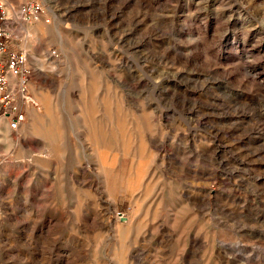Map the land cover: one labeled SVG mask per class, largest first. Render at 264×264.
Masks as SVG:
<instances>
[{
	"label": "rangeland",
	"instance_id": "374dc122",
	"mask_svg": "<svg viewBox=\"0 0 264 264\" xmlns=\"http://www.w3.org/2000/svg\"><path fill=\"white\" fill-rule=\"evenodd\" d=\"M37 1L0 264H264V0Z\"/></svg>",
	"mask_w": 264,
	"mask_h": 264
},
{
	"label": "built area",
	"instance_id": "2783aa9c",
	"mask_svg": "<svg viewBox=\"0 0 264 264\" xmlns=\"http://www.w3.org/2000/svg\"><path fill=\"white\" fill-rule=\"evenodd\" d=\"M39 11V2L29 0L17 8L12 18L17 21H34ZM13 20L0 2V120H5L11 130L22 123L23 106L31 104L28 94V53L25 48L14 46L10 30Z\"/></svg>",
	"mask_w": 264,
	"mask_h": 264
},
{
	"label": "crops",
	"instance_id": "0c3cea01",
	"mask_svg": "<svg viewBox=\"0 0 264 264\" xmlns=\"http://www.w3.org/2000/svg\"><path fill=\"white\" fill-rule=\"evenodd\" d=\"M5 122L0 124V129L5 126Z\"/></svg>",
	"mask_w": 264,
	"mask_h": 264
},
{
	"label": "bare ground",
	"instance_id": "6f19581e",
	"mask_svg": "<svg viewBox=\"0 0 264 264\" xmlns=\"http://www.w3.org/2000/svg\"><path fill=\"white\" fill-rule=\"evenodd\" d=\"M1 121V120H0ZM6 125V124H5ZM2 130H4V129H0V132H2Z\"/></svg>",
	"mask_w": 264,
	"mask_h": 264
}]
</instances>
